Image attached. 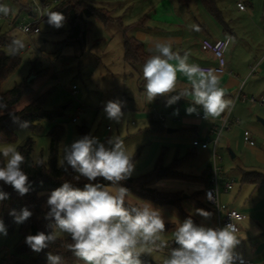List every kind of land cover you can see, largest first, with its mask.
Returning a JSON list of instances; mask_svg holds the SVG:
<instances>
[{
	"label": "rangeland",
	"instance_id": "rangeland-1",
	"mask_svg": "<svg viewBox=\"0 0 264 264\" xmlns=\"http://www.w3.org/2000/svg\"><path fill=\"white\" fill-rule=\"evenodd\" d=\"M82 1L97 9L109 11L114 18H120L126 27L136 23L147 14L150 17L154 15L153 17L161 19L157 20L163 23L160 27L164 30L162 33L176 34L175 31L179 27L175 23L182 20L185 23L182 28H186L187 31L181 30L179 33L183 35L186 33V43L189 36L193 37V43L198 44L202 38L216 37L222 30V26L198 0L193 1L188 7L180 4L179 0ZM239 2L245 4L246 11L239 10L237 6ZM217 3L224 20L234 30L232 35L228 37H231L232 41L237 37L242 39L239 43L238 53H242L250 62L257 59L264 49V0H217ZM0 4L6 5L10 9L9 15L12 18L18 17V23L32 21L25 11H20L21 6L18 1L0 0ZM166 6L171 11V18L162 20L160 14ZM155 13L158 15L156 16ZM0 16L5 15L0 14ZM175 20L176 22H174ZM165 22L168 26L164 25ZM197 28L199 30H196ZM40 29V34L27 36L17 29L12 30L6 23L0 22V36L7 35L13 39H21L25 45L21 50L22 64L4 84L3 91H8L20 83H29L32 89L18 105L1 111L0 115L20 112L33 100L45 95V93H48L44 105L45 110L48 112L61 110L63 114L62 117L58 116L53 121H43L39 132L29 128H21L17 132V141L10 143L18 151L20 148L30 145L34 161L43 159L44 162L49 163L50 132L53 127L60 125L64 128V135L60 143L59 164L64 156V148L81 138L78 129L82 127H86L90 135L102 143H106L109 138L114 136L123 138L134 164L131 177H138L150 172L160 158H163L165 164H170L177 155L182 157L186 154L188 149L186 143L190 139L188 136L178 132H167L160 135L150 132V116L148 114L163 112L162 110L165 108H163L162 97L158 96L153 101L148 102L144 91V78L137 71H133L125 65L124 33L119 26L114 23L105 26L97 19L90 17L89 31L83 46L75 42L66 43L70 30L68 21H64L63 26L58 29L45 23L40 25ZM136 30L138 29L130 30L128 35L133 36ZM0 50L8 54V46L0 47ZM176 50L178 49L173 47V51ZM189 51V56H193V51L191 49ZM190 61L194 62L193 59ZM33 63L36 65L37 71L32 73ZM74 86L78 89L75 96L72 94ZM110 100L123 102L122 112L124 116L119 123L109 120L104 111L106 102ZM171 106L177 114L183 116V113H186V111L180 110L181 108L179 109L176 103ZM259 118L260 116L254 119V123H257ZM74 119L77 121L74 122ZM183 120L174 122L168 117L166 126L169 129H180ZM240 136L242 142V132ZM255 140L258 148H264V136L261 138L257 136ZM7 144L2 143L0 146ZM222 149L221 155L224 159L222 167L237 181L235 190L225 200L231 208L246 213L241 207L252 205V200L248 194H245L244 190L241 191L243 186L237 170L241 155L239 160H233L228 148L223 147ZM253 162L255 163V159ZM207 165L210 164L206 161L201 169L195 170L202 172ZM202 186L203 184L199 182L191 184L184 180L173 179L163 180L157 184V187L166 191L186 188L192 190ZM132 199L134 198L128 197V200ZM135 201L140 202L139 199H135ZM154 207L161 211L166 222L175 225L173 229L162 234V240L167 245L164 248L173 249L175 248L171 246V243L175 242L173 232L177 225L183 223L186 218L179 208ZM182 207L188 215L201 220L203 226L215 224V215H213L214 218L212 215L210 218H205L197 214L196 209L200 208L193 203L185 201ZM242 227L246 231L241 234V242L235 248L236 253L245 256L244 252L246 251L247 255H250V242L253 246L261 243L264 247V230L256 227L253 218L244 221ZM58 238L65 239L68 236L60 234ZM24 241L19 228L13 234H9L8 231L7 235L0 234V264H14L17 248ZM49 252L52 251H46L44 257L47 258ZM168 252L153 251L142 256L152 261L153 264H163ZM39 253L34 252L33 257H37ZM3 259L5 261H2Z\"/></svg>",
	"mask_w": 264,
	"mask_h": 264
},
{
	"label": "clouds",
	"instance_id": "clouds-1",
	"mask_svg": "<svg viewBox=\"0 0 264 264\" xmlns=\"http://www.w3.org/2000/svg\"><path fill=\"white\" fill-rule=\"evenodd\" d=\"M9 12L6 5L0 4V14L8 15ZM46 16L50 26L57 29L63 26L65 17L62 13L50 11ZM228 42H231V37ZM24 46L21 39H13L8 45V55H17ZM227 46V43L220 42L216 48L223 51ZM149 52L151 55L142 66L148 102L164 96L170 106L181 98L190 97L192 106L187 108V112L194 113L199 106L207 119H215L230 109L233 100L225 97L215 70L189 63V53L181 55L173 51L170 40L154 41ZM178 74L186 77L190 88H177ZM122 106L120 100L106 102L104 111L107 118L119 123L124 116ZM0 107L6 105L0 102ZM27 126L28 122H23L22 127ZM0 155L6 161L0 166V181L23 197L30 191L28 175L22 169L25 156L13 144L0 146ZM34 163L43 165L42 160ZM60 165L65 171L70 166L79 174L77 179L84 177L89 182L83 189L64 182L51 191L45 219L54 221V224L49 225L52 230L47 234L40 231L25 238V243L33 251L39 253L55 243L60 234H66L72 241L68 249L83 264H144L143 254L167 246L162 240L166 226L161 211L148 201L131 203L128 200L131 195L129 189L119 186L134 171L132 155L122 137L114 136L102 143L91 135H85L64 148ZM97 178H103L115 187L93 183ZM8 198L9 194L0 190V201ZM207 198L211 200L212 194L208 193ZM196 213L205 218L212 215L203 209H196ZM32 214L27 206L19 212L14 209L9 212L17 224H23ZM238 232L235 223H228L223 228L198 226L189 216L173 232L178 247L168 252L163 264H236L239 254L235 248L241 242ZM0 234L7 235L2 219ZM47 261L48 264H63L62 257L52 252L47 254Z\"/></svg>",
	"mask_w": 264,
	"mask_h": 264
},
{
	"label": "trees",
	"instance_id": "trees-1",
	"mask_svg": "<svg viewBox=\"0 0 264 264\" xmlns=\"http://www.w3.org/2000/svg\"><path fill=\"white\" fill-rule=\"evenodd\" d=\"M19 2V0H16ZM195 0H179V2L188 7ZM203 5L214 19L222 26L224 31L228 34L232 33V29L224 20L223 14L218 7L217 0H198ZM21 6V5H20ZM27 8L21 6L20 11H25ZM63 14L65 21L70 25L69 35L66 43L75 42L84 45L89 31V18L97 19L103 25L108 26L114 23L124 33V62L125 65L130 67L133 71H137L140 76L142 75V66L147 58L151 55L146 50L143 42L128 35V32L133 27H142L146 24V17L138 21L133 26L126 27L120 18H114L109 11L97 9L91 5L86 4L82 0H61V2L52 10ZM18 18V17H15ZM48 17L44 18L38 23V26L45 23L48 24ZM49 25V24H48ZM11 28V27H10ZM14 30V28H11ZM13 38L7 35L0 36V47L8 46ZM22 64L21 50L15 56H10L4 51L0 50V102L6 107H0V112L14 108L20 103L23 97L31 92V84L20 83L15 85L8 91H3V86L7 80L18 70ZM32 73L37 71L36 65L33 63ZM37 75V74H36ZM143 82H145L143 80ZM48 93L33 100L20 112L4 113L0 115V144L2 143H15L17 141V132L21 128H29L33 131L39 132L41 130V123L49 120L53 121L56 117H62L61 110L57 112H48L45 110L44 105ZM163 113H174L166 112ZM28 122L27 127H22L23 122ZM166 120H161L153 115H150V132L156 135L168 132ZM81 137L90 135L86 127L78 129ZM169 133V132H168ZM64 135V128L60 125L53 127L50 132L51 148L49 163L43 161V165L38 166L32 159V149L30 145L20 148L19 151L25 156V162L22 165L23 171L28 175V183L30 191L21 197L11 186L4 184L0 181V190L9 194V198L1 202L0 219L3 220L9 234H13L17 228L22 237L25 239L28 235H35L40 231L49 233L52 229L50 224L54 221L45 219V214L49 210L47 207V199L51 191L61 187L64 182L71 183L74 187L83 189L84 185L88 183L84 177L79 176L70 166L65 171L64 167L59 164V151L61 139ZM198 149L192 146L187 149L186 154L182 157L177 155L172 163L165 164L163 158L155 164L154 168L141 176L130 177L127 180L121 181L119 186L129 189L130 196L134 199L129 200L133 204H138L135 199L140 201L151 202L153 206L157 207H175L179 208L185 218L189 216L193 219L194 223L198 226L202 225L201 220L192 215H188L182 205L185 201L193 203L196 207L205 211L211 212L212 216L215 215V210L209 205L205 199V189L209 185L210 168L206 167L202 172L196 171L190 167L191 161L197 156ZM6 161L0 155V166H3ZM66 166V165H65ZM184 180L187 182H196L203 184L202 189H183L177 191H166L159 187L157 184L163 180ZM93 183H101L105 186H112L111 182L97 178ZM242 183H250L252 185L264 184V175L258 172H245L242 176ZM115 187V186H112ZM27 206L33 213L32 216L23 224L14 222V218L9 215L11 210L19 212L22 208ZM214 218V216H213ZM165 231H170L175 225L166 222ZM203 226V225H202ZM214 228V223L210 226ZM72 241L70 237L62 239L58 238L55 243L50 244L48 248L40 251L37 257H33L35 251L28 246L25 241L17 248L16 261L14 264H48L47 258L44 257L46 251H52L56 255H60L63 264H80L82 261L77 260L73 253L68 249V244ZM171 246L178 247L175 242ZM144 264H153L152 261L142 256ZM2 261H5L3 259ZM5 263V262H4Z\"/></svg>",
	"mask_w": 264,
	"mask_h": 264
},
{
	"label": "crops",
	"instance_id": "crops-1",
	"mask_svg": "<svg viewBox=\"0 0 264 264\" xmlns=\"http://www.w3.org/2000/svg\"><path fill=\"white\" fill-rule=\"evenodd\" d=\"M181 4V3H180ZM156 16L158 15L155 13ZM162 16V20L164 18H171V11L166 6L165 10L160 14ZM146 24L142 27H133L130 30H136L134 32V35L131 37L136 38L137 40L144 43L146 50L149 52V48L152 47L153 42L157 40H170L173 43L174 49H178L175 52L180 53L183 55L185 52H190L191 49L193 51L194 55L189 56V63L198 64V65H207V66H217L218 61L217 59L212 56L211 54L204 53L200 48V42L202 39L208 38L213 41L217 40H223L228 39L229 35H232V33L228 34L222 30H220V34L216 37H205L202 38L198 44L193 43V37H187V43H186V33L181 34L179 31H187L186 28H182L185 26V23L182 22V20H179L174 22L177 27L176 34H170V33H162L164 30L160 27L163 25V23L159 18H155L153 16L145 15L146 17ZM143 17V18H144ZM142 18V19H143ZM140 19V20H142ZM158 19V20H157ZM138 20V21H140ZM216 20V19H215ZM137 21V22H138ZM217 21V20H216ZM136 22V23H137ZM218 22V21H217ZM136 23H132L129 26H133ZM153 23V24H152ZM166 26H168L167 22H165ZM158 24V25H157ZM153 25V26H150ZM127 26V27H129ZM129 30V31H130ZM154 30V31H153ZM129 33V32H128ZM188 35V34H187ZM193 35V34H192ZM189 39V41H188ZM242 39L240 37H237L234 41L231 40L229 42V46L226 50V73L225 74H218L220 77V86L225 91V97L228 99L233 100V104L230 107V109H226L224 113H222L219 117L213 119L209 118L207 120H201L196 117L198 114H204L203 109L199 106H197V111L194 113L189 114L187 112V108L192 106L190 97L187 98H181L179 101L176 102L177 107L180 110L186 111V113H183V116L180 114H177L174 111L173 106L167 105V98L164 96L162 97V104L164 105L162 111L166 112H174L176 115H179L181 118L178 120H172L174 122L179 121L181 119H184L182 121V125L180 129H174L168 127L169 133H183L184 135L188 136L190 139L186 143L188 148L191 147V143L195 139H199L201 141H206L211 137V130L219 125V119L230 115V126L228 129H226L221 138H220V147L218 150V153L220 157L222 158L221 166L224 161L221 151H223V147H227L229 150V153L233 160H239V157L241 155V160L239 163V166L237 167L239 177L241 179L242 183V176L245 172H258L262 173L264 175V148H258L256 145L255 137H263L264 136V126L257 120V123H254V119L260 118L264 119V105H261L260 103H252L249 100H243L238 99L236 100V97L238 93H241V96L246 98H255L259 102L264 101V49L261 51L257 59L253 61H249L247 57H244L242 53H238L239 49V43ZM248 62H250L248 64ZM171 63H176L175 61H171ZM177 88L183 89V88H190V84L188 83L186 77H184L182 74H178V82H177ZM78 91V90H77ZM167 108V109H166ZM149 113V112H148ZM150 116V113L148 114ZM235 129V130H234ZM249 131L251 133L252 139L255 142L254 146L249 145L244 141V138L241 142V132L242 136H244V132ZM191 140V141H190ZM221 148V149H220ZM211 154L209 151H197V156L191 161V168L194 169H201L202 166L205 164V162H209L211 166ZM196 159H198L196 161ZM253 159H255V163L253 162ZM252 163V164H251ZM208 164V163H207ZM223 168V167H222ZM224 177H231L232 175L226 173L223 168ZM193 184L192 182H190ZM237 185V181H236ZM236 185L234 189L231 191L233 192L236 188ZM241 191H245V194L249 195L250 200H252V205H246L245 207H241L246 213H243L246 215V218L244 221H246L249 218H253L256 227L260 230H264V184L261 185H252L250 183H242ZM203 186L199 189H202ZM223 193L221 195V200L224 204L228 205L227 196L231 193ZM224 200V201H223ZM229 206V205H228ZM230 207V206H229ZM238 210V209H237ZM242 221L239 223L240 231L238 232V236L241 237V234L246 231L244 227H242ZM251 245V253L250 255H247V252L245 251L244 255H240L244 258L252 260L255 264H264V247L263 245L256 244L253 246L252 242H250Z\"/></svg>",
	"mask_w": 264,
	"mask_h": 264
},
{
	"label": "built area",
	"instance_id": "built-area-1",
	"mask_svg": "<svg viewBox=\"0 0 264 264\" xmlns=\"http://www.w3.org/2000/svg\"><path fill=\"white\" fill-rule=\"evenodd\" d=\"M61 0H19V3L21 6L27 8L25 10L26 15L32 19L31 22H25L18 23V18H12L9 14L5 16H0V22L6 23L9 27L19 30L22 34H25L27 36L31 35H37L41 33L40 26H38V23L44 18V16L52 11ZM239 10L246 11L247 8L243 2H239L237 4ZM27 29V31H25ZM220 42L227 43L229 46L228 39L223 40H217L213 41L211 39L205 38L202 39L200 42V48L201 50L206 54H211L214 56L217 61V66H207V65H199L203 69H212L217 72V74H225L226 73V50L220 51L216 48V45ZM227 46V48H228ZM218 51L220 54L218 55ZM77 87L74 86L72 89V94L75 96L77 94ZM243 99V100H249L252 103H260L261 105H264V101L259 102L255 98H246L241 96V93L239 92L236 100ZM150 115H153L161 120H166L168 117L172 120H178L181 117L179 115H176L175 113H150ZM197 118L201 120H207V118L204 117V114H198L196 115ZM74 122L77 120L74 119ZM230 126V115L224 116L219 119V125L214 127L211 130V137L207 139L206 141H201L199 139H195L192 141V146L197 148L200 151H209L211 154V168H210V179H209V185L205 189V199L209 205L213 207L215 210V224L214 228H223L228 223H235L240 231L239 223L245 220L246 215L235 208H231L228 205L224 204L221 200V195L223 193L231 192L235 185L236 180L231 177H224L223 168L221 166L222 158L220 157L218 150L220 147V138L223 134V132L228 129ZM244 141L248 143L251 146L255 145V142L252 139L251 133L249 131L244 132ZM212 194V199L209 200L207 198V194ZM232 219H231V218ZM170 249L163 248L162 250H157L158 252H167L170 251ZM236 264H255L252 260L244 258L239 255V259L237 260Z\"/></svg>",
	"mask_w": 264,
	"mask_h": 264
},
{
	"label": "water",
	"instance_id": "water-1",
	"mask_svg": "<svg viewBox=\"0 0 264 264\" xmlns=\"http://www.w3.org/2000/svg\"><path fill=\"white\" fill-rule=\"evenodd\" d=\"M258 121L264 126V119L259 118ZM169 132L172 130H168ZM177 245V244H176Z\"/></svg>",
	"mask_w": 264,
	"mask_h": 264
}]
</instances>
